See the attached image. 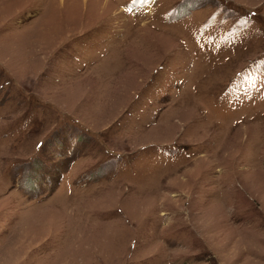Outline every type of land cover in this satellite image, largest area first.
I'll return each instance as SVG.
<instances>
[{
  "label": "rangeland",
  "instance_id": "obj_1",
  "mask_svg": "<svg viewBox=\"0 0 264 264\" xmlns=\"http://www.w3.org/2000/svg\"><path fill=\"white\" fill-rule=\"evenodd\" d=\"M0 264H264V0H0Z\"/></svg>",
  "mask_w": 264,
  "mask_h": 264
},
{
  "label": "bare ground",
  "instance_id": "obj_2",
  "mask_svg": "<svg viewBox=\"0 0 264 264\" xmlns=\"http://www.w3.org/2000/svg\"><path fill=\"white\" fill-rule=\"evenodd\" d=\"M61 1H63V0H59V2H61ZM82 1V0H81ZM83 1H85L86 2V0H83Z\"/></svg>",
  "mask_w": 264,
  "mask_h": 264
}]
</instances>
